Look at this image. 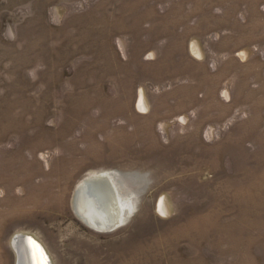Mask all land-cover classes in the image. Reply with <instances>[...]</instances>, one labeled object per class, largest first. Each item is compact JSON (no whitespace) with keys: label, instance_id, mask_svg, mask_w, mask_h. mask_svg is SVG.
I'll return each mask as SVG.
<instances>
[{"label":"rangeland","instance_id":"rangeland-1","mask_svg":"<svg viewBox=\"0 0 264 264\" xmlns=\"http://www.w3.org/2000/svg\"><path fill=\"white\" fill-rule=\"evenodd\" d=\"M92 171L108 230L73 211ZM17 232L53 264H264V0H0V264Z\"/></svg>","mask_w":264,"mask_h":264},{"label":"bare ground","instance_id":"bare-ground-1","mask_svg":"<svg viewBox=\"0 0 264 264\" xmlns=\"http://www.w3.org/2000/svg\"><path fill=\"white\" fill-rule=\"evenodd\" d=\"M75 190L72 201L73 211L84 223L97 230H108L118 224L122 217L119 207L121 192L114 187L106 173L90 172ZM24 233L28 234L17 232L11 238L10 243L16 255V264L18 255L23 258L22 264H37L32 246L27 247L24 241L15 244L16 237Z\"/></svg>","mask_w":264,"mask_h":264},{"label":"water","instance_id":"water-1","mask_svg":"<svg viewBox=\"0 0 264 264\" xmlns=\"http://www.w3.org/2000/svg\"><path fill=\"white\" fill-rule=\"evenodd\" d=\"M83 190H85V188ZM23 241L25 242L27 247L28 245H30L34 248V252L37 258V264H52L45 247L34 234L29 232L28 234L24 233V235L23 234L18 235L16 237L15 244L17 245L18 243H22ZM22 259L23 258H21L20 255H18L17 264H22L23 261Z\"/></svg>","mask_w":264,"mask_h":264},{"label":"flooded vegetation","instance_id":"flooded-vegetation-1","mask_svg":"<svg viewBox=\"0 0 264 264\" xmlns=\"http://www.w3.org/2000/svg\"><path fill=\"white\" fill-rule=\"evenodd\" d=\"M144 105V104H143Z\"/></svg>","mask_w":264,"mask_h":264}]
</instances>
